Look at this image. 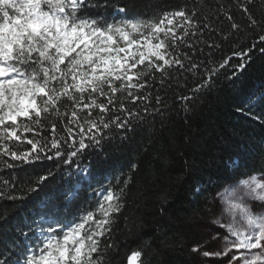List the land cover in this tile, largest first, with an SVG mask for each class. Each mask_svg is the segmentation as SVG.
<instances>
[{"label":"trees","instance_id":"obj_1","mask_svg":"<svg viewBox=\"0 0 264 264\" xmlns=\"http://www.w3.org/2000/svg\"><path fill=\"white\" fill-rule=\"evenodd\" d=\"M94 2L98 6H85L83 14L103 16L108 22L139 14L144 21L159 23L165 12L185 11L192 20L187 32L179 27L176 42L167 41L168 58L180 60L184 67L173 63L157 71L154 66L149 69L147 62L138 66L145 73L139 83L145 86L131 91L144 99L132 101L127 90L117 92L109 112L103 113L106 122L114 117L124 120L126 112L135 118L127 117L130 124L125 128L111 125L103 129L99 147H88L71 159L65 155L67 165L59 158L29 165L0 157V192L18 197L0 199V264L4 260L25 264L21 250L31 248L39 236L38 231H30L35 227L32 222L45 231L53 227L62 238L53 217L66 221L92 212L95 219H103L99 209L102 204L108 206L104 196L109 190L119 193L121 189L122 207L112 213L110 231L100 238L102 252L112 245L106 260L127 264L133 251H141L137 264H200L187 247L193 218L206 214L211 200L229 183L264 174V119L254 118L264 108L260 99L264 94V41L260 40L264 36V0ZM117 6L127 7V12L119 13ZM250 17L256 21L254 25ZM176 22L184 24L179 18ZM192 64L198 67L189 70ZM213 69L215 73L209 75ZM204 81L207 84L195 90ZM97 99L107 104V97ZM71 112L72 102L65 98L40 124L30 125L33 131L21 129L18 134L22 139L67 138L65 127ZM100 115V109L95 108L91 119ZM88 117L87 110L79 111L81 124ZM18 122L28 123L23 118ZM6 143L17 153L31 148L26 141ZM4 161L17 166L6 167ZM78 167L86 171H77ZM49 171L52 175L46 182L27 192L37 176ZM40 216L46 217L42 223ZM21 231L28 235L22 236Z\"/></svg>","mask_w":264,"mask_h":264},{"label":"snow or ice","instance_id":"obj_2","mask_svg":"<svg viewBox=\"0 0 264 264\" xmlns=\"http://www.w3.org/2000/svg\"><path fill=\"white\" fill-rule=\"evenodd\" d=\"M85 6L98 5L94 0H0V157L9 156L29 165L34 161L59 158L67 165L69 159L78 157L88 147H99L104 139L101 135L103 129H110L111 125L125 128L130 124L127 117L135 118L132 112H126L124 120L114 117L106 122L103 113L109 112V105L113 104L117 92L127 90L132 101L144 99L131 91L145 86L139 83L145 73L138 66L147 62L149 69L154 66L157 71L173 63L184 67L180 60L168 58L167 41L176 42V29L179 27L187 32L192 20L185 11L165 12L159 23L144 21L139 14L120 22H108L103 16L84 15ZM116 10L126 13L127 7L117 6ZM243 10L247 12V8ZM153 15H158V12ZM176 18L183 20L184 24L174 23ZM250 20L253 25L256 23L251 17ZM232 27L238 26L233 24ZM137 37L144 42L140 43ZM260 40L264 41V36ZM121 41L124 46H121ZM197 67L192 64L189 70ZM214 73L215 69L209 75ZM204 84L207 81L195 90ZM97 97H107V104L99 103ZM65 98L72 102L69 126L65 127L67 138L53 135L50 141L46 137L22 139L18 134L21 129L24 133L33 131L30 125L40 124L44 116ZM181 99L187 100L188 97ZM260 99L264 100V94ZM95 108L100 109L101 115L94 120L91 113ZM120 108L124 109L123 103ZM84 110L88 111L89 117L81 124L78 113ZM18 118L28 123H20ZM254 118L264 119V108ZM70 125H75L79 131L74 132ZM52 127L55 132L56 125ZM13 140L21 144L26 141L31 148L17 153L6 143ZM65 155L69 159H64ZM4 163L6 167L17 166L7 161ZM261 164L264 165V159ZM77 171L86 169L78 167ZM51 175L49 171L46 175L37 176L34 186H29L27 192L36 191ZM196 191L199 193L200 189ZM123 193L124 189L119 193L109 190L104 196L108 206L104 208L102 204L99 209L103 219H95L92 212L66 221L53 217L62 238L53 227L49 226L45 231L32 222L35 227L30 231H38L39 236L31 248L26 246L21 250L25 264H111L106 256L112 245L106 246L102 252L100 238L110 231L111 215L120 211L122 205L119 200ZM5 198L16 200L18 197L9 196L7 191L0 192V199ZM225 200L234 217L235 210H239L243 223L234 218L222 224L220 218L215 219L214 224L226 229L222 236L217 234L214 237L217 241L223 240V250L204 251L203 256L227 259L228 264H264V214L254 215L245 202H262L258 206L264 208V174L254 173L241 178ZM45 220V216L39 217L41 223ZM21 235L27 236L28 233L21 231ZM141 255V251H133L128 256V264H136ZM3 264H8L7 260Z\"/></svg>","mask_w":264,"mask_h":264},{"label":"rangeland","instance_id":"obj_3","mask_svg":"<svg viewBox=\"0 0 264 264\" xmlns=\"http://www.w3.org/2000/svg\"><path fill=\"white\" fill-rule=\"evenodd\" d=\"M121 45L123 42L121 41ZM238 181L229 183L215 198H213L210 204L207 207L206 214L202 216H195L192 220V235L187 242V247L191 253L195 255L197 261L200 264H228L227 259L217 258V257H204L203 252H215L222 251L224 242L221 239L217 241L214 237L217 234L221 236L226 231L216 224L213 221L217 218L221 219L222 224L231 222L234 218L241 220L243 223L239 210H235V217L230 210V205L225 200V197L228 195V192L232 191L233 188L238 186ZM249 204V207L252 208L253 214H264V208H260L258 205L262 202L256 201H245ZM253 204H256V207H252ZM198 248L199 251H193V249ZM163 264H177L166 263Z\"/></svg>","mask_w":264,"mask_h":264},{"label":"water","instance_id":"obj_4","mask_svg":"<svg viewBox=\"0 0 264 264\" xmlns=\"http://www.w3.org/2000/svg\"><path fill=\"white\" fill-rule=\"evenodd\" d=\"M128 264V263H127ZM136 264H137V262H136Z\"/></svg>","mask_w":264,"mask_h":264}]
</instances>
